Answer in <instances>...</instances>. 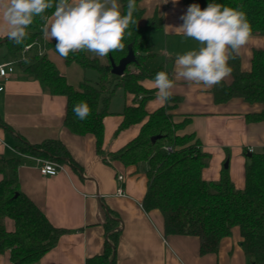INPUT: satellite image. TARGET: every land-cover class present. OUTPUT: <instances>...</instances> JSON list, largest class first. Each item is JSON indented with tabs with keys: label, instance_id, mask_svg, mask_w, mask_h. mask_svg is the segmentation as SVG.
Segmentation results:
<instances>
[{
	"label": "crops",
	"instance_id": "0c3cea01",
	"mask_svg": "<svg viewBox=\"0 0 264 264\" xmlns=\"http://www.w3.org/2000/svg\"><path fill=\"white\" fill-rule=\"evenodd\" d=\"M138 4L143 12L140 24L153 19L159 21V25L147 34L152 54L147 67L149 70L162 67L171 77L176 55L200 46L194 39L166 27L181 25L180 16L191 4L183 0L175 4L172 0L166 4L164 0H140ZM56 43L55 38L46 40L41 31L37 51L46 55L69 85L77 86L85 79L96 82L94 70L65 63L54 50ZM32 50L31 47L26 54ZM254 50H264V35H251L241 49L238 57L242 71H249ZM97 58L101 63L106 62L105 58ZM17 62L18 57L10 52L0 32V64L11 63L14 68L0 92V156L19 159V191L54 227L65 231L36 264H85L87 258L101 254L105 240L103 225L108 216L119 221L115 264H251L240 245L237 228L220 241L215 254L201 255L196 237L165 235L160 211L146 212L141 205L147 189V164L125 166L112 157L138 136L150 114L165 107L166 104L162 106L156 99L153 79L140 81L145 89L154 90L153 97L144 105L146 116L140 123L119 129L124 107H134L138 103L133 95L118 90L110 100V114L102 121V152L98 154L92 135L78 136L64 126L66 97L46 93ZM230 81L231 76L224 80ZM212 89L189 86L186 81L176 82L172 97L179 101L168 112L174 123L185 121L175 134H193L201 151L208 154L207 165L201 171L202 180L217 182L226 164L234 188L242 190L246 154L264 148V121L248 122L246 116L260 113L264 104L247 103L241 98L215 103ZM117 95L119 98H115ZM47 140L60 141L69 156L55 176L41 175L36 157L19 154L15 149L22 141L35 146ZM117 176L122 179L117 180ZM118 188L122 189V196L116 194ZM0 264H12L8 252L0 255Z\"/></svg>",
	"mask_w": 264,
	"mask_h": 264
},
{
	"label": "trees",
	"instance_id": "16d2710c",
	"mask_svg": "<svg viewBox=\"0 0 264 264\" xmlns=\"http://www.w3.org/2000/svg\"><path fill=\"white\" fill-rule=\"evenodd\" d=\"M122 2V14L126 13L127 0ZM136 0L137 10L134 18L137 25L130 27L132 36L124 41L123 52H110L101 63L97 57H88L85 51L70 53L63 58L65 63H76L84 70L97 73L96 82L83 80L77 86L67 83L46 55L38 54L41 44V31L45 23L41 17L34 18L27 29L28 38L24 45H15L8 38L5 42L10 52L18 57L19 68L37 80L41 88L50 95L66 97L64 126L72 134H90L95 139L96 151L102 152L104 117L110 114L108 105L118 90L131 94L138 103L134 107H124L119 129L133 123H140L146 116L144 105L154 95V90L145 89L140 81L153 79L162 67L149 70L147 60L152 57L147 41L150 30L159 25L153 19L140 24L142 9ZM186 4H199L202 9L211 2L241 10L246 13L252 26L251 35H264V0H183ZM55 8L46 10L45 17ZM31 45L30 54H25L31 63L25 64L24 46ZM56 44H53L55 50ZM131 48L135 61L129 64L122 76L111 74L110 61L117 64ZM233 68L231 81L213 86L215 103H223L232 98H241L247 103L264 104V50H254L249 71H242L240 59L229 61ZM172 97L160 109L150 114L140 133L112 157L125 166L146 163L147 189L142 199V208L148 212L160 211L163 217L164 234L196 237L199 253L215 254L220 241L230 236L237 228L241 238L240 245L251 264H264V148L246 154L245 184L242 190L234 188L226 168L221 170L217 182H206L201 171L207 165L209 156L200 149L193 134L176 135L180 124L172 120L168 112L178 103ZM86 102L90 108L88 117L76 119L73 107ZM248 122L264 121V109L260 113L246 116ZM159 135L154 143L150 138ZM164 147H170L167 151ZM19 154L54 161L58 164L68 159L64 145L57 140H47L39 145H29L22 141L15 146ZM17 157L0 156V255L8 252L12 264H36L40 258L57 242L64 230L54 227L38 207L18 189ZM12 222L7 230L5 221ZM119 221L108 216L104 222L105 240L102 253L87 258L85 264H115V253L120 236L117 229Z\"/></svg>",
	"mask_w": 264,
	"mask_h": 264
},
{
	"label": "clouds",
	"instance_id": "9594fccd",
	"mask_svg": "<svg viewBox=\"0 0 264 264\" xmlns=\"http://www.w3.org/2000/svg\"><path fill=\"white\" fill-rule=\"evenodd\" d=\"M166 3L168 0H164ZM53 7L55 11L48 19L44 13ZM121 8L120 0H0V32L13 44L24 45L27 29L39 16L45 21L44 38L56 39L55 51L60 57L85 51L105 58L110 52L125 50L124 41L132 36L129 29L138 23L134 18L136 0H127L126 13L122 14ZM180 19L183 23L178 27H166L194 39L200 46L176 55L171 77L167 71L156 73L153 85L162 106L172 98L178 81L211 88L229 78L233 71L229 61L240 55L252 34L245 12L220 3L211 2L203 10L199 4H191ZM21 60L31 63L26 55ZM73 113L83 121L90 114L89 105L79 102Z\"/></svg>",
	"mask_w": 264,
	"mask_h": 264
},
{
	"label": "built area",
	"instance_id": "2783aa9c",
	"mask_svg": "<svg viewBox=\"0 0 264 264\" xmlns=\"http://www.w3.org/2000/svg\"><path fill=\"white\" fill-rule=\"evenodd\" d=\"M31 48V45H27V51H24L23 54H26ZM38 54L40 55V51L38 50ZM14 72V68L11 63H3L0 64V92L4 90V83L9 79L10 75ZM167 151H171L170 147H164ZM38 163L39 173L43 176H55L62 168L61 164H58L54 161L45 160L41 158H35ZM117 180H121L122 176H117ZM116 194L118 196L123 195V191L121 188L116 190Z\"/></svg>",
	"mask_w": 264,
	"mask_h": 264
},
{
	"label": "water",
	"instance_id": "95a60500",
	"mask_svg": "<svg viewBox=\"0 0 264 264\" xmlns=\"http://www.w3.org/2000/svg\"><path fill=\"white\" fill-rule=\"evenodd\" d=\"M110 67H111V74L116 76H122L126 67L135 61L134 53L131 48L128 49V53L125 57L121 58L117 64H115L112 59H109ZM157 139H160L159 135L153 136L150 138V142L154 143ZM226 168V164H225Z\"/></svg>",
	"mask_w": 264,
	"mask_h": 264
},
{
	"label": "rangeland",
	"instance_id": "374dc122",
	"mask_svg": "<svg viewBox=\"0 0 264 264\" xmlns=\"http://www.w3.org/2000/svg\"><path fill=\"white\" fill-rule=\"evenodd\" d=\"M89 57H91L92 55H94L93 53L90 52H85ZM115 98H119L118 95ZM5 227L6 229L11 230L12 229V222L10 220H6L5 221Z\"/></svg>",
	"mask_w": 264,
	"mask_h": 264
}]
</instances>
